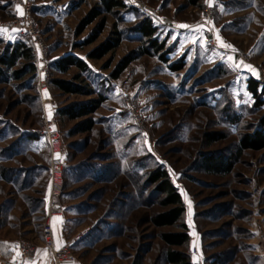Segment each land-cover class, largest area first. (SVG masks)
Instances as JSON below:
<instances>
[{"label":"rangeland","instance_id":"rangeland-1","mask_svg":"<svg viewBox=\"0 0 264 264\" xmlns=\"http://www.w3.org/2000/svg\"><path fill=\"white\" fill-rule=\"evenodd\" d=\"M37 1L35 18L52 61L46 89L35 74L16 76L1 61L7 46L24 37L11 32L19 28L16 5L24 8L21 0H0V26L9 29L0 34V240L30 236L38 255L47 249L52 149L40 128L50 113L64 134L61 202L71 264H170L165 231L188 232L189 242L178 249L193 264H264V147L240 150L241 140L263 127L264 104L257 105L248 81L264 84V0H126L130 9L110 14L94 40L100 19L80 31L79 25L97 0ZM145 17L167 47L112 77L124 55L150 46L136 30ZM197 25L203 27L196 31ZM115 29L122 35L115 51L91 57ZM217 31L235 50L220 46ZM69 56L89 69L71 64L60 71L56 61ZM182 61L183 68H173ZM54 78L79 81L93 92L64 91ZM102 95L88 131L74 130L83 118L59 114ZM205 157L233 167L210 169ZM158 167L168 169L186 206L174 224L151 219L170 208L148 179ZM46 259L49 264L48 249Z\"/></svg>","mask_w":264,"mask_h":264},{"label":"trees","instance_id":"trees-1","mask_svg":"<svg viewBox=\"0 0 264 264\" xmlns=\"http://www.w3.org/2000/svg\"><path fill=\"white\" fill-rule=\"evenodd\" d=\"M87 0H80V2H85ZM130 9V5L126 0H97V3L90 9L87 15L82 19L79 25V31L82 30L87 24L100 19L96 30L92 36L91 40H94L99 32L107 25L108 16L110 14L116 15L122 10ZM136 30L140 32L145 41L149 42L150 46L142 45L140 49H134L128 52L124 57L120 59L115 69L112 71V77L118 78L123 73V71L129 67V65L138 59L140 56L145 54H155L157 52L163 51L167 45L160 41L158 37L159 28L154 24L151 18H143L136 26ZM115 36L110 38L99 46L94 48L90 52V56L94 58H100L107 54L108 52H114L115 49L120 45L122 41V35L119 30H114ZM160 56L168 61L165 53H161ZM34 53L32 45L24 38L18 39L17 41L10 43L1 61L6 65L7 69L14 70L16 76L22 77L25 74L34 75L35 65L33 63ZM71 64H76L81 68V70L89 69V65L82 59H76L69 56L65 59L56 61V67L62 71L66 72ZM184 63L179 62L173 65L174 69H181L184 67ZM20 66V69H14ZM36 75V74H35ZM81 77V73L77 74V78ZM81 79V78H80ZM53 81L64 91L68 92H93V88L86 86L85 84L76 81L68 80L63 78H54ZM84 81V79H82ZM248 88L252 95L257 100L256 103L259 106L264 104V84L257 78L251 77L248 81ZM104 100V95L99 98H91L85 101L73 102L59 110V114L67 115L69 118H83L80 121V125L75 131H88L94 125V118L89 115L94 112ZM241 149L244 148H262L264 147V120L263 127L259 129L254 135H248L243 138L240 143ZM207 161V167L214 170H226L229 172L233 163L230 161L226 163L222 158L205 157ZM221 162V163H220ZM225 163V164H224ZM224 167V169L222 168ZM151 184H155L161 194H164L163 203L166 206H170L169 209L162 211L158 214L152 216V221L159 226L174 224L177 220L181 218L186 210L183 196L172 180V177L166 168L158 167L154 170L148 178ZM162 238L168 245L167 249V259L170 264H193L192 256L184 250L178 249L180 246H184L189 242L190 236L187 231L184 232H173L165 231L161 234ZM135 264H141L136 262Z\"/></svg>","mask_w":264,"mask_h":264},{"label":"built area","instance_id":"built-area-1","mask_svg":"<svg viewBox=\"0 0 264 264\" xmlns=\"http://www.w3.org/2000/svg\"><path fill=\"white\" fill-rule=\"evenodd\" d=\"M24 8V15L17 16L13 23L18 26L19 34L24 36L32 45L35 65V74L42 89L48 87V82L51 78L52 61L50 59V47L40 36V24L35 18V9L38 7L37 0H21ZM209 16H213V9H209ZM55 129V130H54ZM40 131L48 140L52 149V176L51 185L48 197L47 217L44 225V242L47 246L50 261L49 264H71L74 262L70 253L71 245L64 246L65 243V219L64 210L61 202L62 195L65 190L64 179V134L56 116H46ZM57 154H60V159H57ZM54 217L61 218L60 221H55ZM33 237H20L16 244L19 248L14 251L13 256H5L0 251V264H28L33 258H36L39 251L38 243L32 239ZM57 240L60 241V248L57 251ZM17 252L20 255H17ZM64 263L62 261H64ZM58 261V263H56ZM195 264H206L203 261H196Z\"/></svg>","mask_w":264,"mask_h":264},{"label":"snow or ice","instance_id":"snow-or-ice-1","mask_svg":"<svg viewBox=\"0 0 264 264\" xmlns=\"http://www.w3.org/2000/svg\"><path fill=\"white\" fill-rule=\"evenodd\" d=\"M16 9H17V12L20 16H23L25 13L23 11V9L20 7L19 4L16 5ZM177 27L179 28H191V26L187 25V24H180V25H177ZM203 27V25H197L195 30L196 31H199L201 28ZM18 31V29L16 28H12L11 29V32H16ZM9 33V29L7 27H4V26H0V34H7ZM11 38V37H9ZM216 40L219 41V44L221 47L225 48V49H234V46L231 45V44H228V43H225L224 40L219 36L218 34V31H217V34H216ZM195 42V41H194ZM233 58L231 56L228 57V60H232ZM243 64V61H240L239 64H236L235 67L239 68L240 65ZM246 68L252 70V71H255V69L251 66V65H245ZM51 118V114L49 113V119ZM55 130V129H54ZM146 135V134H145ZM60 154H57V159H60ZM54 230H55V221H60L61 218L59 217H54ZM60 241L57 240V251L59 250L60 248ZM0 247H10L13 251L17 250L19 248V245L18 244H13V245H8V242H3L2 245H0ZM43 253H44V256L46 257L47 256V250H42ZM17 255H20L18 252H17ZM32 264H38L37 261H33Z\"/></svg>","mask_w":264,"mask_h":264},{"label":"crops","instance_id":"crops-1","mask_svg":"<svg viewBox=\"0 0 264 264\" xmlns=\"http://www.w3.org/2000/svg\"><path fill=\"white\" fill-rule=\"evenodd\" d=\"M19 35V32L18 34ZM21 36V35H20ZM50 185H51V180H50V184H49V191H50ZM16 237V236H15ZM14 237V238H15ZM3 242H8V245H13V244H16V240L11 238V239H5V240H0V245L3 244ZM44 250H47V249H44ZM0 251L6 253V255H11L14 253V251L10 248V247H0ZM33 261H37L38 264H48L47 263V259L46 257L44 256V253L43 251L41 250L40 248V254L35 258V259H31L29 262L30 264H32Z\"/></svg>","mask_w":264,"mask_h":264}]
</instances>
